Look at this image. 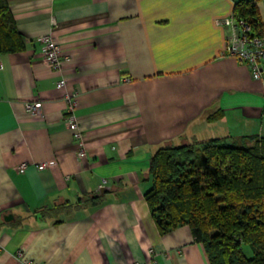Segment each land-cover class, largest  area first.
<instances>
[{"label": "crops", "instance_id": "crops-1", "mask_svg": "<svg viewBox=\"0 0 264 264\" xmlns=\"http://www.w3.org/2000/svg\"><path fill=\"white\" fill-rule=\"evenodd\" d=\"M7 1L24 47L0 53V264H210L189 225L159 230L143 194L159 147L264 134L263 83L218 22L238 0ZM250 1L264 26V0Z\"/></svg>", "mask_w": 264, "mask_h": 264}, {"label": "trees", "instance_id": "trees-1", "mask_svg": "<svg viewBox=\"0 0 264 264\" xmlns=\"http://www.w3.org/2000/svg\"><path fill=\"white\" fill-rule=\"evenodd\" d=\"M233 16L262 32L253 1L238 0ZM23 47L9 3L0 0V53ZM149 174L143 195L161 232L189 225L210 264H264V134L168 143L150 156ZM102 198L87 194L84 203ZM243 243L252 255L244 254Z\"/></svg>", "mask_w": 264, "mask_h": 264}, {"label": "built area", "instance_id": "built-area-1", "mask_svg": "<svg viewBox=\"0 0 264 264\" xmlns=\"http://www.w3.org/2000/svg\"><path fill=\"white\" fill-rule=\"evenodd\" d=\"M220 24L231 25L232 31L226 38L227 51L235 56L240 62L244 63L252 78L258 79L264 86V26L262 32L253 30L250 22L245 18H235L234 16L219 19ZM43 43L41 55L43 59L53 68H60L61 56L59 54L60 46L51 35L44 34L40 37ZM1 65V63H0ZM65 85V80L60 78L57 86ZM75 100L70 99L67 105L65 120L67 127L72 131V135L76 139L78 154H85L84 133L77 122L76 115L73 112ZM25 108L33 113L42 114V103L40 100L26 101ZM47 162L38 164V168H42ZM25 163L18 166V170L22 171Z\"/></svg>", "mask_w": 264, "mask_h": 264}, {"label": "rangeland", "instance_id": "rangeland-1", "mask_svg": "<svg viewBox=\"0 0 264 264\" xmlns=\"http://www.w3.org/2000/svg\"><path fill=\"white\" fill-rule=\"evenodd\" d=\"M240 143V142H239ZM46 162V161H45ZM42 163V162H41ZM48 163V162H47ZM46 163V164H47ZM40 164V163H39ZM242 249H243V252H244V254L245 255H247V256H250V255H252V249H251V247H250V245L249 244H247V243H243L242 244Z\"/></svg>", "mask_w": 264, "mask_h": 264}]
</instances>
